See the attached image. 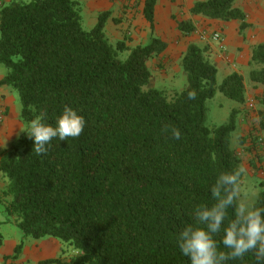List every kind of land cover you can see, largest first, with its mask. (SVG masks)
I'll use <instances>...</instances> for the list:
<instances>
[{"label":"trees","instance_id":"1","mask_svg":"<svg viewBox=\"0 0 264 264\" xmlns=\"http://www.w3.org/2000/svg\"><path fill=\"white\" fill-rule=\"evenodd\" d=\"M157 1L145 0L152 30ZM236 1H197L191 12L238 20L243 30L246 13ZM82 12L80 0L0 7V67L7 69L0 87L18 93L26 126L17 144L0 152V175L7 181L0 204L23 236L14 257L26 237H55L74 253L47 264H190L179 249V233L194 223L199 205L215 202L211 187L218 175L242 164L232 145L238 108L222 124L211 125L208 100L219 90L245 103V78L233 72L217 85L218 69L207 49L190 43L181 59L185 87L159 88L150 62L166 50L165 41L151 33L145 44L112 42L106 32L109 11L91 28L84 26ZM179 29L190 35L196 27L186 20ZM249 64L250 81L264 84V42L253 48ZM191 90L195 99L188 98ZM29 105L36 114L45 112L53 126L70 106L85 117L84 131L64 141L53 138L47 154L37 155L27 135L34 118ZM258 116L264 131V95ZM171 127L179 128L180 139L173 138ZM254 206L264 207V188ZM4 239L0 232V247ZM226 264L257 261L250 252Z\"/></svg>","mask_w":264,"mask_h":264},{"label":"crops","instance_id":"2","mask_svg":"<svg viewBox=\"0 0 264 264\" xmlns=\"http://www.w3.org/2000/svg\"><path fill=\"white\" fill-rule=\"evenodd\" d=\"M82 1L83 21L88 19L89 23H93L90 28L97 23L98 16L101 12L109 11L111 16L106 23V32L108 35V30L112 27L111 23H120L112 28L120 29V31L117 30L114 33L116 37L122 34L123 30H129V34H133V36L140 38L138 39L137 45L141 44L142 38H144V41L146 39L148 41L151 33H153L168 44L166 50L159 57L162 59L167 49L168 53L170 49L168 29L177 27L178 30L179 23L186 20L192 21L196 26L195 23H198V20L203 17L193 15L191 9L197 1L206 0H158L154 11L153 30L150 22L144 15L145 0ZM236 6L246 13V22L248 26L243 30L240 29L241 22L238 20L223 21L219 19L203 18L206 20L205 23H212L216 26L213 31H218L222 34L223 42L227 48L225 52L220 50L219 42L214 41L210 37L207 39L202 38L200 36L202 31L199 30H196L190 35H186L185 39L188 40V45L190 43L199 45V42H203V47L199 46L207 49L206 56L216 66L219 63L227 62L232 66L233 72L241 73L240 70L244 71L250 65L249 62L252 57L253 48L257 44L264 42V0H237ZM4 74H0V79ZM0 103L5 108V120L0 129L1 152L11 149L18 143L20 136L26 130V126L20 119V101L11 87H0ZM6 186L7 181L0 175V192L5 189ZM14 231L9 238L5 237L4 244L0 247V264H47L45 262L49 259L60 257L62 259H68L74 253L72 248L61 240L55 237H45L29 245H26V240L21 254L19 257L15 258V249L23 239V236L19 233L18 229Z\"/></svg>","mask_w":264,"mask_h":264},{"label":"clouds","instance_id":"3","mask_svg":"<svg viewBox=\"0 0 264 264\" xmlns=\"http://www.w3.org/2000/svg\"><path fill=\"white\" fill-rule=\"evenodd\" d=\"M196 91L188 92L189 99L196 98ZM34 118L29 122L27 135L33 139V150L37 155L47 154L53 138L64 141L76 138L84 131L86 120L77 110L65 105L55 126L45 119L46 113L29 105ZM260 117H255L259 124ZM165 126L164 131H168ZM174 139H180L179 128L171 127ZM246 174L243 164L231 171L221 172L213 186L211 195L214 203L204 204L195 209V221L186 225L177 237L181 253L188 257L190 264H226L229 260L242 259L253 253L257 264H264V207L250 205L241 198L242 177ZM229 209L233 218L228 219ZM227 224L225 225V221ZM223 232L218 242L216 237ZM219 243L224 249L221 250Z\"/></svg>","mask_w":264,"mask_h":264},{"label":"rangeland","instance_id":"4","mask_svg":"<svg viewBox=\"0 0 264 264\" xmlns=\"http://www.w3.org/2000/svg\"><path fill=\"white\" fill-rule=\"evenodd\" d=\"M20 1L30 0H0V7L4 4H11ZM80 1L83 8V1ZM203 18L198 20V23H195V31L199 30L206 31L208 34L212 33L216 26L212 23H205L206 20ZM83 23L86 28H90L93 24L89 23L88 19L83 21ZM117 24L120 23H111L112 27L108 30V36L111 41L116 42L118 40H125L129 46H136L139 41L138 39L140 38L133 36V34H129V30H123L122 34H119L120 38L119 36L116 37L114 33L117 30L120 31V29L112 28ZM168 30L170 38L169 53L167 49L166 54L162 59L158 57L150 62V67L153 72V79L156 86L168 91L181 90L186 85V77L181 66V59L187 49L188 40L185 39L186 34L179 28V31L177 30V27H171V29ZM146 41L147 39L144 41V38H142L141 44ZM198 44L202 47L204 45L203 42H199ZM251 67L252 66L249 65L244 71L240 70L245 78L247 87V98L245 103L239 104L238 102L224 96L218 90L216 96L213 99L208 100V119L211 125L222 124L228 119L231 111L234 108H238V126L232 135V145L240 155L242 164L246 168V174L243 176L241 184V198L250 205H254L258 192L264 188V131L261 130L255 122V117L259 115L260 98L264 95V84H255L250 81L249 72ZM217 69V85L221 84L223 79L233 72L232 66L227 62L219 63ZM5 72H7V69L5 67H0V74H4ZM14 92L19 100L18 93L15 90ZM250 99H254L256 102L255 108L253 109L249 107ZM257 152L258 155H256ZM4 200L7 203L9 197L4 198ZM0 220L4 221L0 224V232L4 237L9 238L13 231L18 228L15 226V219L8 218L3 204H0ZM19 233L21 234V232ZM37 240L38 239L33 237H26L24 242L26 241V245H29L35 243Z\"/></svg>","mask_w":264,"mask_h":264},{"label":"built area","instance_id":"5","mask_svg":"<svg viewBox=\"0 0 264 264\" xmlns=\"http://www.w3.org/2000/svg\"><path fill=\"white\" fill-rule=\"evenodd\" d=\"M208 35H210V36H208ZM200 36L202 38H204V39H207L208 37H210L214 41L219 42V44H220L219 47H220V50H222V52L223 51L225 52L227 50V48H226V46H225V44L223 42V36H222V34L220 32L213 31L211 34H208L206 31H202V33H200ZM226 58H228V57H226ZM255 105H256L255 100L254 99H250L249 100V107L253 109V108H255ZM4 120H5V108L0 103V129H1L2 125H3V123H4Z\"/></svg>","mask_w":264,"mask_h":264}]
</instances>
